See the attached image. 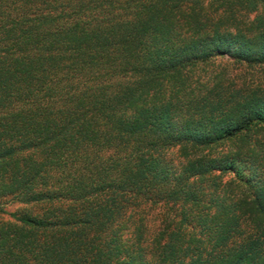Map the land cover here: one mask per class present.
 Listing matches in <instances>:
<instances>
[{
    "label": "trees",
    "instance_id": "1",
    "mask_svg": "<svg viewBox=\"0 0 264 264\" xmlns=\"http://www.w3.org/2000/svg\"><path fill=\"white\" fill-rule=\"evenodd\" d=\"M224 57L264 70V0H0V197L34 208L0 264H264V84L206 85Z\"/></svg>",
    "mask_w": 264,
    "mask_h": 264
},
{
    "label": "rangeland",
    "instance_id": "2",
    "mask_svg": "<svg viewBox=\"0 0 264 264\" xmlns=\"http://www.w3.org/2000/svg\"><path fill=\"white\" fill-rule=\"evenodd\" d=\"M250 15L249 17H251ZM199 74L203 79L207 80L206 85H210L218 77L228 76L233 77V80L255 83L259 82L264 84V70L261 68H251L235 62L227 58H213L208 63L204 64L199 70ZM0 222L10 220L9 212H13L20 208L34 209L30 205L18 203L15 200L8 199V197H0ZM161 216L164 217L167 214L165 208L154 207L144 214L145 224L149 232H152L156 225L159 223Z\"/></svg>",
    "mask_w": 264,
    "mask_h": 264
}]
</instances>
